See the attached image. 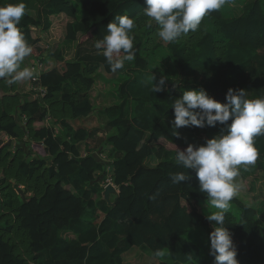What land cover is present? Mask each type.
I'll list each match as a JSON object with an SVG mask.
<instances>
[{
  "label": "trees",
  "instance_id": "obj_1",
  "mask_svg": "<svg viewBox=\"0 0 264 264\" xmlns=\"http://www.w3.org/2000/svg\"><path fill=\"white\" fill-rule=\"evenodd\" d=\"M21 2L25 15L17 26L37 58L29 69L37 61L44 65L39 83L46 94L36 98L30 79L0 78V264H125L134 248L165 253L158 264H215L193 236L201 228L209 238L214 230L193 202L211 204L195 172L179 165L177 151L160 141L180 140L182 132L174 135L170 120L175 99L186 90L203 88L221 103L229 88L245 89L248 99L264 97V4L256 0L232 18L212 11L198 31L168 43L179 80L167 78L165 90L153 92V83L167 75L149 70L163 42L155 35L156 22L143 15L144 0H0V6ZM61 16L70 20L65 41L78 44L71 61L58 48L44 54L37 35L49 33ZM116 16L134 19L135 59L112 72L95 45ZM50 60L63 62V68H52ZM101 71L125 79L110 94L114 104L99 112L104 128L77 127L75 122L94 113ZM222 128L192 126L187 132L192 144L203 145ZM253 142L258 158L239 169L244 177L247 168L264 173V134ZM35 143L47 158L30 157ZM100 172L103 184L111 179L118 192L109 203L96 180ZM179 172L190 178L173 183L171 176ZM258 217V209L237 195L230 201L225 227L242 250L239 264H264Z\"/></svg>",
  "mask_w": 264,
  "mask_h": 264
},
{
  "label": "clouds",
  "instance_id": "obj_2",
  "mask_svg": "<svg viewBox=\"0 0 264 264\" xmlns=\"http://www.w3.org/2000/svg\"><path fill=\"white\" fill-rule=\"evenodd\" d=\"M144 2L143 15L158 26L155 35L170 43L198 31L205 15L219 10L227 0ZM25 7L22 2L0 6V78H10L9 83L33 76L28 68L17 71L20 62L32 52L17 26L25 15ZM135 26L133 18L116 16L107 25V34L96 43V48L103 49L112 72L124 68L125 61L135 59L132 34ZM155 79L152 74V81ZM166 80L167 77L161 75L158 82L153 83L152 91H164ZM225 100V103L218 102L203 88L186 90L173 103L174 118L170 124L178 138L177 130L182 127L223 126L220 134L207 139L203 145L189 144L184 150H178L176 161L184 169L195 172L199 191L205 193L211 206L218 210L206 216L208 221L214 222V230L209 235V254L214 256L215 264H239L232 234L225 227V213L239 191L234 182L239 166L253 165L258 158L253 138L264 134V97L248 99L245 89L229 88ZM189 178L184 172L171 176L173 183Z\"/></svg>",
  "mask_w": 264,
  "mask_h": 264
},
{
  "label": "rangeland",
  "instance_id": "obj_3",
  "mask_svg": "<svg viewBox=\"0 0 264 264\" xmlns=\"http://www.w3.org/2000/svg\"><path fill=\"white\" fill-rule=\"evenodd\" d=\"M256 0H227V3H225L224 6H222L220 9L222 10L225 17L232 18L237 17L243 14L245 7L254 2ZM262 4H264V0H259ZM70 20L66 17H58L54 20V27L53 29L47 33L44 34L42 31L40 33L38 32L37 35L41 36L42 43L41 47L43 50V53L46 55L48 54V51L52 49H57L62 54V58L64 61H71L74 58L75 51L77 48V43L67 42L65 41V32H66V24ZM163 47L157 52V54L151 59L150 61V68L149 70L151 72H154L155 70H161L165 71L168 81L170 83H177L179 80V72L176 69L175 65L173 64L169 52L167 50V44L163 40ZM49 46V49H45L44 47ZM46 50V52H45ZM40 52V51H39ZM37 58H35V55L33 53H30V55L26 56L22 62H20L19 69L17 71H22L25 68L29 69L30 64H32ZM47 64L51 65L53 67H58L59 69H62L64 66L63 62L59 63L55 60H50ZM30 79V78H29ZM29 79L22 80V81H29ZM124 76H109L108 74L101 71L97 77V83L95 86V92L93 95V102L95 105L94 113L91 115L90 118L77 121L76 126L77 127H85L89 130H93L99 127H103V118L100 117L99 112L105 107H108L110 105L114 104V99L110 97V93L116 92L119 84L124 81ZM30 82V81H29ZM30 89V87H28ZM27 89V86L25 85L24 90ZM171 121V120H170ZM74 123V124H75ZM187 128L190 127H182L179 130L182 132V135L180 137V140L176 145L169 144L163 140L160 141V144L166 149V150H184L189 144H192V140H189V133L187 132ZM103 132V130L101 131ZM100 132L99 138H104V134ZM97 146V144H94ZM93 145V146H94ZM104 148L103 151H105ZM30 157H39V158H47V154L45 153V150L41 144L35 143L30 150L27 152ZM97 154V153H96ZM103 156H106V152H102ZM107 157V156H106ZM245 167L244 165L239 166V169L242 170V168ZM247 176L244 177L243 175H238L234 178V182L238 185L239 191L237 196L243 199L248 204L254 206L259 211V225L264 233V173L257 172L252 173L250 169H246ZM101 175V172L98 173L97 176V182H99V185H104V179L99 178ZM254 188V189H252ZM193 204L201 211V213L206 217L207 214L211 212H215L214 208L206 203L200 202V201H194ZM185 206L188 208V205L185 204ZM211 225V222L208 221ZM206 231H203V229H197L194 231L193 236L195 238V241L199 243L202 248H204L207 252L210 250V239L205 233ZM188 239L193 240L192 237H188ZM233 244L236 247V250L238 252H242L239 244L236 242L235 237L232 235ZM165 253L162 255L152 253L147 248H134L132 251H130L128 254L124 256L125 264H158L160 262L165 261Z\"/></svg>",
  "mask_w": 264,
  "mask_h": 264
},
{
  "label": "built area",
  "instance_id": "obj_4",
  "mask_svg": "<svg viewBox=\"0 0 264 264\" xmlns=\"http://www.w3.org/2000/svg\"><path fill=\"white\" fill-rule=\"evenodd\" d=\"M43 66L44 65L42 64V62L37 61L36 64H34L31 67V71L33 72V76L30 78V80L33 83L32 91L35 93V97L36 98H43L45 96V94H46V89L43 88L41 86V84L39 83L40 77H41V73H42V70H43ZM48 122L49 121H47V123ZM101 157L103 159H107L108 158V157L103 156V155H101ZM110 171H111V169H110V167H108L107 174H109ZM110 185L115 187V185L113 184L112 180L108 178L107 181H106V184H104V189L107 186H110Z\"/></svg>",
  "mask_w": 264,
  "mask_h": 264
},
{
  "label": "water",
  "instance_id": "obj_5",
  "mask_svg": "<svg viewBox=\"0 0 264 264\" xmlns=\"http://www.w3.org/2000/svg\"><path fill=\"white\" fill-rule=\"evenodd\" d=\"M117 190L114 186L110 185L105 188V191L103 193L104 199L109 203L110 202V196L112 194H117Z\"/></svg>",
  "mask_w": 264,
  "mask_h": 264
},
{
  "label": "crops",
  "instance_id": "obj_6",
  "mask_svg": "<svg viewBox=\"0 0 264 264\" xmlns=\"http://www.w3.org/2000/svg\"><path fill=\"white\" fill-rule=\"evenodd\" d=\"M41 37V36H40ZM23 85H24V83H23ZM22 86V85H21ZM113 93V92H112ZM111 94V93H110ZM110 97H111V95H110ZM112 98V97H111ZM113 99V98H112Z\"/></svg>",
  "mask_w": 264,
  "mask_h": 264
}]
</instances>
